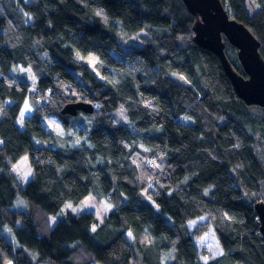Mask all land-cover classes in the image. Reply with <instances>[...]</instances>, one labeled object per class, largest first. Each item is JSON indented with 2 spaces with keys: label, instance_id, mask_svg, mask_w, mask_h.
<instances>
[{
  "label": "trees",
  "instance_id": "trees-1",
  "mask_svg": "<svg viewBox=\"0 0 264 264\" xmlns=\"http://www.w3.org/2000/svg\"><path fill=\"white\" fill-rule=\"evenodd\" d=\"M220 1L228 13L229 6L232 8V18L242 23L260 43L259 53L264 59V0H260L261 8L251 16L244 0ZM18 2L25 11L33 13V21L22 22L15 0H0L4 16L13 20L23 37L20 47H9L4 36L6 20L0 16V70L9 79H16L22 89L9 90L0 78V100L14 101L7 106L8 117L0 120V136L6 141L4 155H0V168H3L0 229L5 225L12 227L19 246H14L0 232V251L13 264H130L141 257L143 264H159V255L169 248L167 242L155 248L133 245L124 235L129 228L139 235L145 224H152L151 231L158 238L161 234L169 238L180 236L177 259L171 264H195L197 252L193 238L205 224L192 232L183 225L186 215H199L193 211V201H197L206 209H224L245 220L243 225L224 221L215 229L228 255L210 264H264V238L254 209L264 199L259 195L245 196V190L259 193L264 185V108L246 106L237 97L219 59L193 42L195 18L183 0ZM96 6L107 9L112 17L110 26L105 27L93 15ZM117 21L124 24L123 34L116 29ZM136 34V39H129ZM34 37L44 38L42 47L32 46ZM225 43L228 62L236 73L246 77L237 50ZM76 49L80 50L82 59H77ZM44 50L49 52V58L40 61L38 53ZM93 50L108 62L109 67L103 72L112 68L126 71L123 84L112 87L91 70L84 59ZM25 55L43 70L40 91L52 88L58 92L57 84L63 81L73 84L89 99L103 100L106 111L114 109L118 102L126 103L135 128L142 131L127 126L115 128L108 119H101L97 121V130L91 133L96 143L94 150L86 145L60 149L34 143L36 137L45 141L49 138L39 115V110L47 109L48 105L42 102L40 109L27 118L26 128H18L15 119L28 97L29 83L25 76H14L10 68L15 63H24ZM80 72L82 79L73 75ZM97 92L99 97L95 95ZM142 95L157 99L158 114H150L149 109L139 104ZM67 105L71 104L64 108ZM58 115L61 119L65 117L61 112ZM185 115L191 119L184 120ZM102 130L110 133L109 147H105ZM121 138L140 139L147 146L166 148L167 164L174 166V170L169 168L161 182H171L178 190L169 195L170 189H158L155 202L160 205L159 213L141 195L143 185L123 179L127 176L134 180V170L128 169L127 160L120 161L125 165L123 170L118 163L107 162L126 153L117 143ZM237 139L242 143L240 149L233 147ZM205 149L217 158L212 159ZM25 151L33 159L38 155L50 156L55 164L37 165L38 175L21 187L15 175L10 174L5 158L10 156L16 163ZM140 151L132 149V152ZM100 156L106 157L103 164L96 163ZM57 165L64 166L65 171L58 174ZM93 172L99 173L103 191H112L115 185L114 195L123 200V193L128 200L118 211L110 213L96 232H92L94 215L82 214L77 218L66 213L54 225L50 224L49 217L61 211L64 199H83L87 195L95 182ZM185 176L190 179L187 184H181ZM210 183L216 184L214 193L210 197L202 196L203 187ZM18 195L28 201V207L21 205V210L15 211L13 202ZM18 220L22 221L19 227ZM74 243L76 247H70ZM31 254H35V259Z\"/></svg>",
  "mask_w": 264,
  "mask_h": 264
},
{
  "label": "clouds",
  "instance_id": "clouds-1",
  "mask_svg": "<svg viewBox=\"0 0 264 264\" xmlns=\"http://www.w3.org/2000/svg\"><path fill=\"white\" fill-rule=\"evenodd\" d=\"M28 0H26V3ZM16 7L20 13L22 22L28 24L33 21L34 15L31 12L25 11L19 6L18 0H15ZM244 5L249 12L253 13L256 9L261 8L260 0H244ZM229 14H233L232 8L229 6ZM93 15L99 19L100 23L105 27H108L112 23V17H110L107 9L103 6H96L93 9ZM0 16H4V10L0 8ZM6 20V27L4 29V36L8 46L15 49L22 45L23 37L18 34L17 26L14 25L13 20L8 19L4 16ZM116 29L119 33H124V24L122 21H117ZM138 34L129 37V39H136ZM44 43V38H33L32 46L33 47H42ZM49 52L44 50L38 53L40 61H46L49 58ZM77 59H82L83 56L79 49H76ZM87 62L89 63L91 70L96 73V75L102 81H106L112 87H117L123 84V77L127 74L124 69L112 68L110 72H103V69L108 68V62L106 58L98 51L93 50L87 56ZM51 63V61H49ZM42 69L38 68L36 62L32 60L29 56L25 55L24 63H15L11 66L10 72L14 76H25L29 83L28 86V97L24 100L23 106L21 107L15 123L20 130H24L28 124V116L34 114L42 102L48 105L47 109H40L39 115L41 117L42 125L44 131L49 137L46 141L40 139L39 137L34 138V143L36 144H51L60 149H77L82 146H87L90 150L96 148V143L91 139V133L94 130H97V121L101 119H108L111 125L115 128L127 126L130 129H135L137 132L142 131L141 129L135 128V123L130 116V108L126 103L118 102L117 106L110 111L105 110V103L103 100L89 99L88 95L80 91L78 88L74 87L73 84L68 82L60 81L57 84L58 92H55L52 88H48L45 91L39 90V80L41 78ZM77 78L83 77V73H73ZM0 78L3 79L4 84L9 90L13 87L16 88L17 92L22 91L16 79H9L2 70H0ZM59 81V77H56ZM97 97L100 96V93L95 94ZM75 97L73 100L72 98ZM105 99H108L105 97ZM14 101L11 98L0 100V120L8 117L7 106L13 104ZM72 103H84L91 105L93 113L91 115H86L81 113L79 116L69 117L65 114L64 119L58 115V113L63 112L64 106L66 104ZM139 104L143 105L144 108L150 110V114H158L160 111V106L155 97H144L141 96ZM110 107V106H109ZM184 120L191 119L189 116L185 115L182 117ZM220 120H224V117H219ZM80 124L82 125V133L78 132L73 125ZM102 135L106 138L105 147H109L111 140L109 139L110 133L107 130H102ZM257 139L260 138V134H256ZM5 138L0 136V155H4L3 148L5 146ZM117 143L126 150V153L122 155L117 160L108 159L109 164L118 163L119 168L123 170L125 165L120 162L122 160L128 161V169L134 170V180L125 176L123 179L128 183H133L137 185H143L141 195L152 204L153 208L157 213L160 212V205L155 202V196L159 195V188H168L170 189L169 195L172 192L178 190V186L173 185L171 182L162 183V177L168 175V169L174 166L167 164V151L166 148L161 147L160 145L147 146L143 140L140 139H125L121 138ZM233 147L240 149L242 143L237 139V142ZM133 148H139L140 152H132ZM208 151L209 155L212 156L211 151ZM128 152L132 154L127 155ZM148 153H155L153 156L147 155ZM217 157L212 156V159ZM106 157L100 156L97 157L96 163L103 164ZM19 162L15 163L12 157L8 156L5 158V163L9 165L10 174H15V179L20 185H26L30 181L34 180L38 175L36 166H45V165H54L55 161L50 156H36L34 159L31 157L28 151L20 154L18 158ZM88 163H92L90 160ZM57 173L61 174L65 171L64 166L57 165ZM94 167V165H93ZM150 170V171H149ZM0 171H3V168H0ZM92 177L95 178L93 187L88 191L87 195L83 199H73L67 198L64 199L61 207V215L71 212L77 218L82 214L94 215L95 219L99 221L92 226V232H96L108 218L110 213L118 211L122 204H124L128 197L123 196V200L117 198L115 193L116 186H113L112 191L105 192L102 187L99 185V173L93 172ZM190 177L185 176L183 180L180 181L181 184H187ZM216 189L215 183H210L207 186L203 187L201 195L204 197H210V194L214 193ZM261 196L264 199V185H262V191L251 192L249 193L245 190V196L254 197ZM63 197V193H61ZM195 213L199 215H194L192 217L185 216V223L183 227L190 228L191 224L199 221H207L204 228L201 230V233L196 236L195 247L197 249H202L197 251L196 262L195 264H210L211 261H215L219 258L225 257L228 253L223 248L215 229L220 227L224 221H230L232 224L243 225L245 220L242 216H237L234 213H229L224 209H217L212 211L201 206L197 201H193ZM23 205L25 208L28 207V201L21 196H17L16 200L13 202V207H18ZM139 219V217H137ZM171 219V218H169ZM57 221L56 216L49 217L50 224H54ZM22 221H17V226L21 225ZM153 228L152 224H145L142 231L137 235L134 229L129 228L125 235L127 241L133 245L139 243L140 245L152 247H157L158 244L167 242L169 248L167 251L162 252L158 259L159 264H171V262L177 259L179 249L177 245L180 243V236L177 235L174 238H169L166 234H161L158 238L153 235L151 229ZM234 230V229H233ZM0 232L7 234L10 237L11 242L14 246L18 247L16 236L14 234L13 228L5 225ZM206 241H211L207 243ZM70 247L75 248L76 244L70 245ZM33 258L35 259V254ZM118 259V257H117ZM0 264H13V261L9 259L7 254L3 251H0ZM50 264V262H49ZM130 264H143L142 257L139 260L131 261Z\"/></svg>",
  "mask_w": 264,
  "mask_h": 264
},
{
  "label": "water",
  "instance_id": "water-1",
  "mask_svg": "<svg viewBox=\"0 0 264 264\" xmlns=\"http://www.w3.org/2000/svg\"><path fill=\"white\" fill-rule=\"evenodd\" d=\"M195 18L193 42L214 54L220 61L237 97L246 106L264 108V59L259 53L260 43L240 22L232 18L220 0H183ZM237 50V58L246 77L234 71L225 55V42ZM92 113L91 105H67L62 115L76 116ZM259 231L264 238V202L254 205Z\"/></svg>",
  "mask_w": 264,
  "mask_h": 264
},
{
  "label": "rangeland",
  "instance_id": "rangeland-1",
  "mask_svg": "<svg viewBox=\"0 0 264 264\" xmlns=\"http://www.w3.org/2000/svg\"><path fill=\"white\" fill-rule=\"evenodd\" d=\"M23 2H26V0H23ZM225 8V7H224ZM226 9V8H225ZM257 10V9H256ZM256 10L253 12V13H251V14H249V12H248V14L251 16V15H254L255 13H256ZM124 48V47H123ZM84 61L86 62V63H88L87 62V58H85L84 59ZM88 65H89V63H88ZM90 66V65H89ZM91 68V67H90ZM26 78V77H25ZM27 79V78H26ZM75 104H77V103H75ZM81 113H83V114H86V115H91L92 113H84V112H79L76 116H79ZM31 115H29L28 117H30ZM69 117H75V116H69ZM180 121L182 120V119H179ZM73 127L78 131V132H81V134H83L82 133V125H80V124H75V125H73ZM39 146H45V147H52V148H58V147H55L54 145H51V144H47V143H45V144H40ZM19 162V160L16 162V163H18ZM15 175V174H14ZM25 185H21V187H24ZM21 207L20 206H18V207H13V210H15V211H20L21 209H20ZM61 212V211H60ZM60 212L56 215V217H57V220L58 219H60V218H62V216L63 215H61L60 214ZM67 213H71L70 211L69 212H67ZM56 223V222H55ZM54 223V224H55ZM96 223H99V221H97L96 220V222L94 223V224H96ZM207 223V221H199V222H194V223H192L191 224V226H190V232H192L196 227H198L199 225H202V224H206ZM54 224H52V225H54ZM93 224V225H94ZM260 232V231H259ZM2 235L7 239V240H9V241H11V239H10V237H8L7 236V234H5V233H2ZM195 239L196 238H193V243H194V247H195ZM211 241H206L205 242V246H206V244L207 243H210ZM195 249H196V252L197 251H199V250H202V249H197L196 247H195ZM96 264H100V263H96Z\"/></svg>",
  "mask_w": 264,
  "mask_h": 264
}]
</instances>
